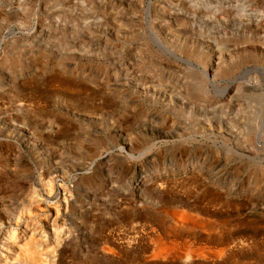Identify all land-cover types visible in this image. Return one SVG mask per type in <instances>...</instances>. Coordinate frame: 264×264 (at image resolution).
<instances>
[{"label": "rangeland", "instance_id": "374dc122", "mask_svg": "<svg viewBox=\"0 0 264 264\" xmlns=\"http://www.w3.org/2000/svg\"><path fill=\"white\" fill-rule=\"evenodd\" d=\"M0 264H264V0H0Z\"/></svg>", "mask_w": 264, "mask_h": 264}, {"label": "bare ground", "instance_id": "6f19581e", "mask_svg": "<svg viewBox=\"0 0 264 264\" xmlns=\"http://www.w3.org/2000/svg\"><path fill=\"white\" fill-rule=\"evenodd\" d=\"M174 216H178L179 217V220L180 221H183V220H186V215L185 214H182V213H174ZM188 220V219H187ZM31 221V220H30ZM23 223V222H22ZM27 231V229L25 228L24 230H23V233L24 234H26L25 232ZM18 237V236H17ZM15 239H16V237H15ZM14 239V240H15ZM8 240H10L9 238H8ZM6 245V244H5ZM11 249V248H10ZM15 250V249H14ZM17 252V251H16ZM158 254H162V253H164L165 252V249L162 247L161 249H159L158 251ZM187 254H189L190 255V253H187ZM48 256V255H47ZM22 261V260H21ZM22 263V262H21Z\"/></svg>", "mask_w": 264, "mask_h": 264}]
</instances>
